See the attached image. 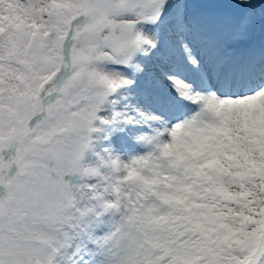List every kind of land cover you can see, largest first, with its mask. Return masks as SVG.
Instances as JSON below:
<instances>
[{
  "label": "snow or ice",
  "instance_id": "6c2138e0",
  "mask_svg": "<svg viewBox=\"0 0 264 264\" xmlns=\"http://www.w3.org/2000/svg\"><path fill=\"white\" fill-rule=\"evenodd\" d=\"M0 264H264V0H0Z\"/></svg>",
  "mask_w": 264,
  "mask_h": 264
}]
</instances>
